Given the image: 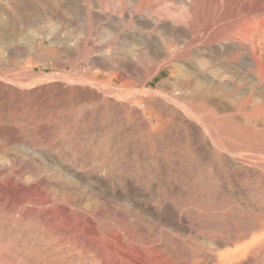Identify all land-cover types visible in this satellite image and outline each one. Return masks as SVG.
Segmentation results:
<instances>
[{
	"label": "bare ground",
	"instance_id": "obj_1",
	"mask_svg": "<svg viewBox=\"0 0 264 264\" xmlns=\"http://www.w3.org/2000/svg\"><path fill=\"white\" fill-rule=\"evenodd\" d=\"M21 1L22 0H20L19 3H21ZM25 1L23 0V2ZM32 1L30 0L31 3H29L28 0V3L31 4V7H33L32 5H34ZM128 1L131 2L133 6H131V8L127 11V13L129 15L137 13L136 18L139 20L138 22H140V24L144 28L149 29L150 32L146 30L148 32L146 33L144 32L145 34H143L141 37L142 43L141 41H140L141 44L139 43L141 46H140V51L139 52L137 51L138 52L137 55L139 58L138 60H136L137 62L134 61L133 63V61H131L130 64L125 63L126 65L124 66V69L114 71L112 75H109L111 76L110 79L106 81V83L104 82V84H106L107 86L106 88L110 91L117 89L116 87L118 86V84L116 82L117 79L115 76H118V78H120L121 80V85H119L118 88H122V87L124 88L125 87L124 85H126L129 90L131 91L133 90L135 92L136 95L135 97L138 99H129L126 96L129 100L119 102V100L111 101L109 100L110 98L103 96L102 97L103 100L101 99L103 105L105 106L109 104V106L111 107L112 105V107L110 108L106 106L109 109L105 107L103 110L101 111L99 110L100 112H97L98 110L97 111L90 110L92 112L89 114V119H92L94 117V114H96V112L98 114L100 113L99 115L103 117V120L104 119L107 120L105 121V124H107L106 122L110 121L111 124L110 127H106V126L104 127L102 125L101 127L94 128L90 124V125H84V126L82 125L77 127H68L70 126L68 125L67 127L63 126L61 129H59L61 131L59 132L63 134L61 136L68 137V139L63 138L62 141L66 142V144L64 145L69 146V148L65 146L67 148L66 151L69 150L67 152L64 149L65 147L59 148L62 151L61 153H59L60 162L63 164H66L65 163L66 161L72 162V164L69 162L70 165L69 163L68 165L71 168L70 170H73L74 172L73 174H75L77 177H75L70 170L68 171L71 172L74 179L75 178L79 179L78 183L74 182V179L71 180V182L73 181L74 183L69 182L70 179L66 180L68 178L67 177L66 179L64 178L57 181L58 184L55 183L50 184L54 180L53 179L54 175L52 176V172H49L50 168L48 166H47L48 168L44 169L42 167L41 159L37 158L40 160L41 165L37 164V162L31 161L32 168L30 169L32 170L29 169L30 172L28 171L29 173H31L29 174L30 178L29 175L26 176L25 174H23L22 180H19L20 182H16V181L12 182V184L14 183V186H10L8 181L5 180L0 181V207L4 205H8L10 203L9 201H13V203H11L12 205L15 204L17 206H24L23 209H25L24 211L25 216L32 218L34 217L33 219H36V223H37L36 225H38L39 228V232L37 234L39 235L37 236V238H39V241L41 240L40 238H44V239L70 238L72 240V243L75 244V246L79 249L80 253L77 251L79 254L82 253L85 255L89 254V256L91 255L92 257L90 258L94 259V261L96 260L98 264H264V162H262V159H264V131L262 130H264V128L262 130L261 128L260 129L258 128L260 125H264V99L262 98L263 99L262 102L258 103V101H256L257 102L256 103L252 100L253 99L252 98L253 96H251L252 93L245 92L243 88H242L243 90H239L238 91L239 96L237 97L238 99H235L237 100V102H235L234 104L235 105L234 113L225 112L227 113L225 114L226 115L225 119L227 120V122L223 121L222 124L226 125L227 131L223 133V131L218 129L223 133L222 137H220L221 134H219L221 132L218 133L215 132L217 133V135L214 137V141L216 143H218L221 139L222 140L227 139L228 141L230 140V143L234 142L237 145L239 144V146H245L246 144L244 143H247L248 141L247 142L244 141L250 139V144L246 146H248L249 152L255 151L257 156H259V159L249 158V161H247L248 159L242 160L241 158L236 156L235 157L227 156L228 157L227 158L221 155V158L218 157L208 158L207 156L204 157L206 159L202 158L201 160V157L200 159L195 156L185 157L184 154L187 152L185 153L183 152V154L181 155V150L179 147L180 144L182 143L177 135L180 134L183 126L180 129L174 125L170 126L169 123L166 122V115L169 112L164 113L165 109L163 110L162 108L166 107L165 106L166 103L165 100L159 95V93L161 94V92L164 90L165 82L163 83L161 81L157 83L156 85L157 89H156L153 85L155 79L165 71L168 74H172L174 70H176V72L177 70H180L181 74L178 73L179 74L178 82L177 83L174 82L176 85L174 83H173L174 85L171 84V86L172 85L173 86H172V90L170 91L172 92V95L179 94V96L181 95L184 98L188 99L189 105L191 104L190 102H192V105L195 104L197 107V109H195L196 107L194 108L196 110V113L199 112L197 110H200V107L205 108V106H207L206 101H208L207 99L208 97H210V96L206 97L205 94L204 96L198 94L199 95L198 96L197 93H207V94L213 93V95L214 94L216 95L217 93L220 94L224 91H227L228 94V92L230 93L232 88L238 87L240 84L236 86L235 83L231 81L232 78H228L231 79L228 80L227 78H225L226 76L223 77V74L221 76L213 75V72L210 69L211 66L209 67L208 65L210 64L209 62L211 61V60L208 61L207 59V52L209 51V47L207 45H204V43H202V41L205 38L203 37V35H206L207 30L202 27L201 23L203 21L200 23L198 17L201 0H180V3H182L183 5L182 7L184 8L182 11L184 10L185 11L183 12L184 15L183 13H180L182 15V18H178L177 20H175L173 16L171 17V15L166 14L167 12H165V10H162L163 9L162 6L166 5L164 1L161 0H128ZM239 1H241L240 4H238ZM15 2H17V0ZM23 2L22 4H24ZM227 3L229 4L227 8L228 15L233 17H238L239 14H241L242 12L245 13V12L261 10L263 13L257 18L254 17L250 18L249 17L250 15L249 16L244 15V17L242 18L243 24H242L241 32L233 33L229 37H226V39L224 37L222 41L221 39L223 37L221 39L217 38L220 40L217 45L218 48L220 50L227 51L226 53L229 52V56L232 59V61L234 60L236 63H241V65L250 64L254 69V73L258 77V81L256 84L258 83L261 84L264 81V12H263L264 0H227ZM173 4L176 3L173 2ZM21 6L19 8H21ZM168 9L167 11L169 12ZM120 10L121 9L119 8V11ZM171 10H173V8ZM38 11H40V9L37 10V12ZM101 11L102 10L100 9L98 10L90 9V8H88V10L86 9V13L91 14V16L97 15L98 17L100 13H103ZM239 29L240 27L238 28V31ZM215 36L216 35L213 36V39ZM215 43H217V41ZM116 45H114V47ZM246 45H249L248 47H250L251 49V52L249 54L246 52L248 49ZM12 46H15V44ZM12 48H13L12 50H10L11 48L9 50H6L7 52L6 57L3 58L2 56H0L2 57V59H0V78L3 79L7 78L4 77L7 74L4 71L5 66L3 65L7 63L10 57H12L13 53L16 52L19 54V47L18 48L12 47ZM211 49L214 50V48L212 47ZM8 54H11V56ZM17 57L18 56H16L15 58ZM10 60L8 61V63L10 62ZM102 60L105 66V70H107V72H110L111 71L110 69L113 66L118 68L117 62L115 61L109 62L108 59L106 60V57L102 58ZM173 62L175 65L173 64ZM9 64L12 63L10 62ZM15 64L16 62L13 65ZM123 64L124 62L122 63V65ZM169 65L172 66L173 68L167 69V66ZM15 69L17 68L15 67ZM131 77L134 79H131ZM7 79H11V77ZM240 79H238V83L242 82V84L244 85L243 83L244 81L240 82ZM166 81L168 80L166 79ZM136 82L138 83V85ZM243 85L241 86L243 87ZM198 86H200L201 88L200 92ZM16 87L17 85L15 84L14 88ZM14 88L11 87L10 89V87L7 86L6 81L4 83V81L0 79V120H3L6 115V119H4V121L5 120L9 121V118L15 119V121H17L16 119H21L24 116L23 114L26 113L27 115L28 111L31 112V117H33V115H35L36 113L37 106L40 105L38 104L36 106L35 98L31 96L30 99L31 101L34 102L32 103L30 102L27 105L24 103L22 104L23 101L19 99V95H18L19 93L13 91ZM167 90L169 91V89ZM108 92L109 91H107V93ZM34 96H36L35 93ZM179 96L177 95L178 98L181 97ZM15 97H17L18 99H15ZM95 97L96 95L92 91H88L84 95V99L89 100L87 102H90L91 99L94 100ZM214 97H220V96L218 95ZM79 98H81V96ZM72 100H74L73 97ZM38 103H40V101ZM133 104H137L139 107H135V106L133 107ZM156 104L158 106L160 104L161 107L163 106L160 109L158 108L161 111L158 110L154 111L155 109L154 110L151 109V106L153 105H155L154 107H157ZM213 105H215V103H213ZM150 109L153 111H151L150 114L147 115L146 113L149 112L148 110ZM217 110L219 111V109ZM214 112L215 111L213 109V113ZM216 113H217L216 115H218L217 111ZM235 113L238 114L239 117L242 118L245 123L243 122L241 123L239 120H237ZM85 114L87 115V113ZM214 115L215 113L213 114L212 117H214ZM174 116H176V118L178 117L177 114ZM181 117H183V115L180 116V118ZM24 118L26 119V117ZM217 119L215 120L213 119L214 121L212 119L211 120L213 121L214 125L220 126L221 121L219 120L217 121ZM27 120H29V117L27 118ZM31 121L33 122V119L30 120V123ZM78 122L80 121L78 120ZM197 126H195V124L194 126L191 124L190 127L192 130L190 129V131H192L195 135L197 134L198 137V134H201L203 127L199 128ZM217 126H215L216 129L218 128ZM200 129L202 130L200 131ZM27 130H31L32 131L31 133H33L34 135L38 133L36 127L31 129L28 128ZM223 130H225V128ZM184 131H187V129H184ZM47 132L49 133L50 130L48 129ZM31 133H29V135ZM46 133L43 135L44 137H46L45 136ZM193 133L192 135H194ZM19 135L18 132L13 128L9 130L8 129L5 130L2 127H0V137L1 139L4 137L3 138L4 141L0 142V154L9 156L11 158V161L12 162L14 161L16 163L15 166L17 168H19L18 166L20 167L21 165L23 166V162L26 161L27 156L25 157V161H23L24 156L22 155L18 156V154L20 153L22 154L23 151L21 152L18 151L19 153L17 152L18 153L17 154L15 152L16 149L13 147L12 149L13 151L11 150L12 152H9L8 146L10 145V143L14 141L16 142V139L19 137ZM80 135L82 136L86 135L89 137V142L87 144L86 142L82 141L86 145H88V146L84 145V147L85 146L87 147L86 154H83L84 153L83 152L84 150H82L83 145L81 146L80 145L81 143L79 144L80 141H78ZM38 137H42V136L39 135ZM204 137H206V134ZM46 138L44 141L42 137V142L41 139L39 138L38 140L36 138L35 141H33L32 139V141L27 142L28 145L26 146L29 149L33 148V150L36 151V148L34 149V147L36 146L38 147L39 145L37 144L41 145L42 143H45L44 145H51L52 144V140H50L51 138L50 139H46ZM60 138L56 140H58L59 142ZM24 140L25 139H22V141ZM201 140L200 141L203 143L204 139L202 138ZM67 142L69 143V145L67 144ZM192 143L194 142H191V145ZM212 143H205L206 147L210 148L209 151L213 149ZM12 146L14 145L12 144ZM19 146L17 150L20 149ZM41 146H43V144ZM51 146L53 147V144ZM52 147L50 148L51 149L54 148V150L50 149L51 150L50 152L57 151L55 150V145L53 148ZM47 148H45V150H47L48 152L49 148L48 149ZM191 148L194 149V146ZM196 148H199V146H197ZM240 148H245V147H240ZM166 149H171L169 150L171 152L167 151ZM154 150H158V151L162 150L164 152L166 150L169 154L167 152L165 153H167L168 156H170V154L171 155L173 154L172 156L174 158L169 159L167 157L168 159L164 160L162 158H158L155 156H149L148 154L151 153L154 154ZM242 151L244 150L242 149ZM71 155L73 156L71 157ZM160 156L162 157V155ZM28 158L29 157H27V159ZM52 161L54 160L52 159ZM55 163L57 164L59 162L57 161ZM55 165L53 164V166ZM7 166L8 165H6V167ZM26 166L28 167V165L26 164L24 168H26ZM56 166L58 168L60 164ZM166 166L167 168L169 167L175 171L178 170L183 171L184 173L183 174H181L182 172L180 173L181 175L179 179H181V181L185 183L187 186L189 185L192 188L189 189L187 187L189 190L187 191L185 190V192L182 193H178L177 191H176L177 193L176 192L171 193V194L176 193V195H171V194L165 195V192H167L168 194V191L161 192L162 188H160V186H155L152 180H154L153 176L155 177V175L158 174L155 171L156 167L160 169ZM46 169L49 172V174H47ZM2 170L4 169L0 165L1 177L2 174H5L3 173L4 171ZM82 170L83 172L80 173L79 171ZM162 170L164 169H161L160 172L162 174L165 173L164 171L162 172ZM18 171L16 172L14 170L13 173L16 172L18 175L20 174L18 173ZM57 171L59 170L57 169ZM154 171L157 174L153 173ZM54 172H56V170ZM70 172L67 173L65 172V173L66 175L69 176ZM54 174H55L54 176L55 178L57 173ZM24 175L26 177H24ZM66 175L64 176L66 177ZM32 176H34V178ZM165 176L168 179L169 178L173 179L174 177H177L176 175L174 176L173 173H171V171L167 172V175ZM48 177H50L51 179H49ZM73 177L71 176V178ZM162 177H164V174L162 175ZM155 179H157V176L155 177ZM165 184H167V180ZM154 187H156V189ZM145 188L146 189L148 188V191L149 190L152 191V193L151 191L150 193H148L149 194L148 198L149 199L151 198V201H148L146 198H144L148 202L146 201L143 203V201L141 202V200H139L138 196H141V198L142 196H147V194L145 193L146 190ZM173 188L176 189V186ZM178 188H180V186ZM158 189H161V191H158ZM179 190L180 189H178V191ZM16 192L20 193L21 195L20 196L17 195ZM168 196L170 197L168 198ZM167 198L171 199L174 202V204L177 205L176 208L178 214L177 217H179V220L182 222L180 223V227H179L176 224L178 221L175 222L178 219L175 220V218L172 217L173 215L172 216L168 215L170 219L173 218V221L175 220L174 222L176 226H178L177 228L174 227L176 233L181 235L189 234L188 237H183V236L179 237L181 235L179 236L178 234L175 235V232L171 233L167 229H164L163 226H165L166 224L161 225L160 222H159L160 224L158 222L157 223L155 222L156 220L154 219L157 218V216L154 215L156 213L155 211L161 209V208L157 209V206H155V202H158L160 204V207H163L164 209V207H168V205L166 204V202H168ZM29 204H33V206L35 205V209L30 208V206H28ZM190 204H193L194 206L189 207ZM216 209L218 210L215 212ZM175 211L173 212L175 213ZM108 213H111L113 215V218L116 217L118 219L120 217V219L119 220L115 219L114 222L111 223L109 220H107L108 218H110L108 216L110 214ZM147 214L148 216H146ZM112 215H110L111 218ZM153 216L156 218H154ZM175 216L176 215H174V217ZM104 217L106 218L103 219ZM25 219L27 220L28 218L25 217ZM121 225L123 226L121 228H124V230L121 229L122 231L119 232L120 230L118 229L120 228ZM172 225L174 226V224ZM112 238L114 239L119 238L121 242L119 243L117 242L118 239L117 240L115 239L116 240L115 241ZM63 242L67 243V241H63ZM54 243H56V241ZM68 243L65 247L69 246ZM60 245L58 246V248H60ZM75 246H73V248ZM33 248L32 250H34ZM70 248L73 249L71 246ZM41 255L42 254L40 252V256ZM137 255L140 257L141 260L138 257L137 260L139 259L140 261L134 262L133 258ZM81 256L83 257V255ZM22 257L24 258V256ZM16 258L18 260V256H16ZM35 259L37 260V258ZM41 259L40 261H42ZM78 259H80V257ZM42 262L40 264H42ZM35 264H37L36 261ZM83 264H86V262H84ZM92 264H94V262H92Z\"/></svg>",
	"mask_w": 264,
	"mask_h": 264
},
{
	"label": "rangeland",
	"instance_id": "obj_2",
	"mask_svg": "<svg viewBox=\"0 0 264 264\" xmlns=\"http://www.w3.org/2000/svg\"><path fill=\"white\" fill-rule=\"evenodd\" d=\"M15 1L16 0H0V56H2L4 58L7 55L6 50H9L10 48H11L10 50H12L13 49L12 47H14V48L19 47V54L15 52L16 54L13 53L12 57H10L11 54H8V55H10L9 57L12 60L11 61L10 59H8V61L10 60V62L12 64H9L10 62L8 63V61H7L8 64L6 63L3 65V66H5V69L4 68L3 69H4L5 73L7 74L4 77H7V78L11 77V79H7V78L6 79L0 78V79L2 81H4V83L6 81L7 86L10 87V89H11V87L14 88L15 84L17 85L18 88L17 87L14 88L13 91H16L17 93H19L18 94L19 99L23 101L22 104L24 103L27 105L30 102L31 103L34 102V101H31V99H30V96H31V97L35 98L36 106L38 104H40V105L37 106L36 113H35V115H33V117H31V112L28 111V114H27L28 116L25 113V114H23L24 116L21 119H16L17 121H15V119H11V118H9V121L8 120L4 121V119H6V115H5V118L3 120H0L1 121L0 127H2L5 130H7V129L9 130V129L13 128L14 130H16L18 132V135L20 134L19 137L16 139V142L14 141V142L10 143V145L8 146L9 152L13 151L12 150L13 147L17 150L18 146L20 145L19 148L21 150L18 149L17 151L15 150V152L17 153L18 151H20V152L23 151L25 154L23 152H22V154L21 153L18 154L19 153L18 152L17 153L18 156L19 155L24 156L23 161H25L26 156L29 157L28 159L26 157V161H28V162L25 161L26 163L23 162V166L21 165V167L24 168L25 165L27 164L28 167L26 166V168L23 169L20 166H18L20 168L19 169L15 166L16 163L14 161L13 162L11 161V158L9 156H5V155L0 154V158H1L0 159V165L4 169V170H2V171H4L3 173H5V174H2V177L0 176V181H3V180L8 181L10 186H14V183L12 184V182H14V181L20 182L19 180H22L23 174H25L26 176L31 174V173H29L30 172L29 169L32 168V165H31L32 164L31 161H32V162H37V164H40V165L42 162V167L44 169L49 167L50 168L49 172H52V176L53 175L55 176L54 173H57L56 177H58V178L55 177L56 178L55 179L53 176L54 180L50 184H53V183L58 184L57 181L64 179V178L66 179L67 177L68 178L66 180L70 179L69 182H71V180L74 179L73 175L75 177H77V176L75 174H73L74 173L73 170H70L71 168L69 165H70V163L72 164L71 161H66L65 162L66 164H63L60 162L59 153H61L62 151L59 148H63L65 146L69 148V146L64 145V144H66V142H63L62 140H63V138L68 139V137L67 136H61L63 134L60 133L61 131L59 129H61L63 126L67 127L68 125H70L68 127H77V126H82V125L84 126V125H90V124L94 128L101 127L102 125L104 127L105 126L110 127V125H111L110 121L106 122L107 124H105V121H107V120H105V119L103 120V117H101L99 115L100 113L99 114L97 113V112H100L101 110H103L106 106L110 107L109 104L105 105V106L103 105V102L101 101V99L103 100L102 97L103 96L108 97V98H110L109 100H111V101H113V100L118 101L119 100V102L129 100V99H138L135 97L136 96L135 92L133 90L132 91L129 90L126 85H124L125 86L124 88L123 87L118 88V86L121 85V80H120V78H118V76H115L117 79L116 82L118 84V86L116 87L117 89H115V90H112V91L108 90L106 88L107 86H106V84H104V82L106 83V81H108L110 79L111 76H109V75H112L114 71L123 70L124 66L126 64H128V63L130 64L131 61H133V63H134V61L139 59L137 54L140 51V46H141L140 44L142 43L141 37L146 32H148V31L150 32V30L144 28L140 24V22H138L139 20L136 18L137 13L130 14V15L127 13V11L131 8V6H133V4L131 2H129L128 0H33V1L31 0L34 4V5H32L33 7H31V4H29V3H31L30 0H29V3H28V0H26L27 2L24 0L26 3L23 2V0L21 1V3H19L20 0H17V2H15ZM161 1H164L166 3V5L162 6V8H163L162 10H165V12H167L166 14L171 15V17L173 16V18H175V20H177L178 18H182V15L180 13H183L185 10L182 11L184 8L182 7L183 5H182V3H180V0H161ZM22 2L24 4H22ZM47 2H48V4H47ZM78 2H80V3H78ZM173 2L176 4H173ZM240 3H241V1L238 2V4H240ZM28 4H29V7H28ZM228 5L229 4L227 3V0H224V1L223 0H218V1L217 0H201L200 6H199L198 17H199L200 23L203 21L201 23L202 27L207 30L206 35H203V37H205V38L202 41V43H204V45H207L209 47V51L207 52V59H208V61L211 60L209 62L210 64H208V65H209V67L211 66L210 69L212 70L213 75H218V76L220 75L221 76L223 74V77L226 76L225 78H227V79L232 78V80L231 79H228V80L233 81L236 86L239 84L240 85L238 87L232 88L230 93L228 92V94H227V91H224L220 94L217 93L216 95L215 94L213 95V93H210V94L197 93V95L199 94L201 96H204V94H205L206 97H208V96H210V97H208V99L206 98L208 100V101H206L207 106H205V108L200 107V110H197L199 112L196 113L195 109H197V107L194 103L193 104L195 106L192 105V102H190V100H189V102L191 103L189 105L188 99H186L180 95L182 97L181 98L179 96V94H175L176 96L172 95V92L170 91V90H172V86L178 82L179 74H181L180 70H177V72H176V70H174L172 72V74H168L165 71L162 74H160L155 79V81L153 82V85L156 89H157V86H156L157 83H159L161 81L163 83L165 82L164 83L165 87H164V90L162 91L163 93L161 92V94L159 93V95H160V97H162L165 100V103H166L165 106L166 107L162 108L163 106L161 107L160 104H159V106L156 104L157 107H154L155 105H153V106H151V109H153V110L155 109L154 111H157V110L161 111V110H159L160 108H162L163 110L165 109L164 113L165 112L170 113V115H169V113H167V115H166V122H168L170 126L174 125L180 129L183 126L182 131L177 136L182 143V144H180V147H179L181 150V155L183 154V152L184 153L187 152L184 154L185 157L195 156L199 159L201 157V160H202V158L206 159L204 157H207V156H208V158H210V157L221 158V155H223L225 157H227V156L228 157H232V156L235 157L236 156V157L241 158L242 160L248 159L247 161H249V158L250 159H259V156H257L256 152L255 151L249 152L248 146H246V145L250 144V139H247V140L245 139L246 141H244V142L248 141L247 143H244V144H246L245 146H239V144L237 145L234 142L230 143V140L228 141L227 139H223V140L221 139L222 141L220 140L218 143H216L214 141V137L217 135L218 132L223 131V133H225L227 131L226 125L222 124V123H223V121L227 122V120L225 119L226 118L225 114L234 113V108H235L234 104H235V102H237V100H235V99H238L237 97L239 96V94H238L239 90L244 89L245 92L252 93L251 96H253L252 100L254 102L258 101V103H259V102H262L264 99V92H263L264 91V83H263L264 81L261 84L260 83L256 84L258 81V77L254 73L253 67L250 64H242L241 65V63H236L234 60L232 61V59L229 56V52L226 53L227 51L220 50L217 46L218 42L220 41L219 39H221L222 37L223 38L221 39V41L224 39V37L226 39V37H229L233 33L241 32V28H242V24H243L242 18L244 17V15L245 16L250 15L249 16L250 18L251 17L257 18L260 15H262L263 13L261 10L260 11L245 12V13L242 12L241 14H239L238 17H233V16L228 15V9H227ZM20 6H21L22 10L24 9L23 11L21 10V8H19ZM171 7L173 8V10H171L172 9ZM28 8H29V10H28ZM36 8H37V10L40 9V11H38L39 14H38ZM88 8L97 9V10L100 9V10H102L101 12H103V13H100L99 17L97 15L91 16V14L86 13V9L88 10ZM119 8L121 9L120 11H119ZM123 8H124V10H123ZM167 9L169 10V12L167 11ZM69 10H70V12H69ZM175 10H176V12H175ZM82 11H83V13H82ZM263 12H264V10H263ZM21 15H22V17H21ZM183 15H184V13H183ZM120 19L123 21H121ZM238 26L240 27L239 31H238V28H239ZM146 30H148V31H146ZM214 35H216V36L213 39ZM105 37H108V38H105ZM217 38H219V39H217ZM215 40L217 41V43H215L216 42ZM17 41L18 42L21 41V42L18 43ZM140 41H141V43H140ZM52 42H54V43H52ZM14 44H15V46H12ZM20 44H21V46H20ZM22 44H23V46H22ZM210 44L211 45L213 44L214 46L213 45L211 46ZM114 45H116V46L114 47ZM246 46L248 47L249 45H246ZM86 47H87V50H86ZM211 47L214 48V50L211 49ZM108 49H109V51H108ZM249 49H250V47H248V49L246 51L248 54L251 52V49L250 50ZM100 51H101V53H100ZM104 51H106V52H104ZM1 54H3L4 56ZM22 54H24V55H22ZM220 54H222V55H220ZM16 56H18L17 57L18 59L15 58ZM109 56H110V58H109ZM227 56H228V58H227ZM2 57H0V59H2ZM104 57H106V60L108 59L109 62L110 61L117 62L118 68L113 66L110 69L111 71L107 72V70H105V66H104L103 60H102V58H104ZM13 60H15V61H13ZM95 60H96V62H95ZM15 62H16V64L13 65ZM123 62H124V64L122 65ZM173 64H174V62H173ZM10 65H12V66H10ZM15 67L17 69H15ZM172 68L173 67L170 65L167 66V69H172ZM240 78H243V79H240ZM244 78H246V79H244ZM131 79H134V78L131 77ZM166 79L168 81H166ZM238 79H240V82L244 81L243 83L246 86H244L242 84V82L238 83ZM10 80H12V81H10ZM19 80L22 82H20ZM14 82H16V83H14ZM10 84H12V85H10ZM171 84H173V85L171 86ZM137 85H138V83H137ZM241 85H243V87ZM258 85H260L262 87H260ZM19 87H21V88H19ZM198 87H199V92H200L201 88H200V86H198ZM251 87H253V88H251ZM16 89H18V90H16ZM167 89H169V91ZM29 91H30V93H29ZM88 91H92L96 95L94 100L91 99L90 102H87L89 100L84 99V95ZM107 91H109V92L107 93ZM20 92H21V95H20ZM23 92H24V94H23ZM34 93L36 96H34ZM22 95H24V96H22ZM177 95L180 98H178ZM218 95L220 97H214V96H218ZM80 96H81V98H79ZM172 96H174L175 98ZM72 97L74 100H72ZM176 97H177V99H176ZM26 98H27V100H26ZM38 98H39V100H38ZM15 99H18V98L15 97ZM75 99L76 100L78 99V100L76 101ZM39 101H40V103H38ZM213 103H215V105H213ZM134 106L139 107L137 104H133V107ZM108 107H106V108L109 109ZM111 107H112V105H111ZM213 107H215V108H213ZM72 109H74V110H72ZM151 109L148 110L149 112L146 113L147 115H149L150 112L153 111ZM213 109L215 111L214 112L215 118L212 117L214 114ZM217 109H219L220 113ZM7 110H8V108H7ZM90 110H94V111L98 110L96 112V114H94V117L92 119H89V114L92 112ZM172 110H173V112H172ZM216 111L218 112V115H216L217 114ZM225 112H227V113H225ZM85 113H87L88 116ZM176 114H177V116L179 114L180 115L176 118V116H174ZM36 115H37V117H36ZM70 115L71 116L73 115V116L71 117ZM182 115H183V117H181L182 118L181 119L180 116H182ZM223 115H225V116H223ZM83 116H85V117H83ZM235 116H236L237 120H239L241 123L242 122L245 123L244 120L242 118H240L238 114H236ZM24 117H26V119ZM28 117H29V120H27ZM31 118L33 119V122L31 121V123H33V124L30 123V120H32ZM85 118H87V119H85ZM211 119L212 120L217 119V121L218 120L221 121V125L220 126L214 125V123H213L214 120L212 121ZM10 120H11V122H10ZM24 120H25V122H24ZM34 120H36V121H34ZM78 120L80 122H78ZM87 121H88V123H87ZM99 121H101L102 123ZM187 122H189V123H187ZM191 124L193 126H194V124H195V126H197V124H198L197 127H199V128L203 127L202 128L203 130L200 129V131L201 130L202 131H201V134H198V137H197V134L195 135L192 131H190V129H191L190 125ZM35 125H37V126H35ZM33 126L37 128L38 133L40 132L39 134L37 133L34 135L33 133H31L32 132L31 130H27L28 128L29 129L34 128ZM215 126H217L218 128L216 129ZM213 127L215 130L213 129ZM224 128H225V130H223ZM258 128L259 129L261 128V130H262L264 128V125H260ZM39 129H40V131H39ZM48 129L50 130L49 133L47 132ZM184 129H187V131H184ZM218 129L221 131H219ZM28 131H29V133H31L30 135H29ZM262 131H264V130H262ZM19 132H21L22 135ZM186 132L189 134H187ZM215 132H217V133H215ZM26 133H28V134H26ZM45 133H46L45 136L47 138L43 136ZM192 133L194 135H192ZM223 133L222 132L219 133V134H221L220 137H222ZM205 134H206V137H204ZM39 135L43 137L44 141H45V138L46 139L51 138L50 140H52L53 147L55 145V150H57V151H53L54 153L50 152L51 150H54V148L51 146L52 144L51 145H44L45 143H42L43 146H41L42 144L41 145L37 144L39 146L34 147V149L36 148V151L33 150V148L29 149L26 145H28L27 142L32 141V139H33V141H35L36 138H37V140L39 138V139H41V142H42V137H38ZM51 135H54V136H51ZM183 135L184 136L186 135L187 137L186 136L184 137ZM224 135H226V134H224ZM29 136H32V137H29ZM81 136L82 135L79 136L78 141H80L79 144L81 143L80 144L81 146L83 145V149H82V150H84L83 154H86L87 153L86 152V149H87L86 146H88L86 144L89 142V137L86 135H83V136L84 137L86 136L87 138L86 137L84 138L83 136L82 137ZM188 137H189L190 141L188 140ZM3 138L1 139V137H0V142L4 141ZM59 138H60V140L58 142V140H56V139H59ZM202 138L205 140V141L203 140V143L204 142L205 143H212L213 142L212 143L213 149L211 151H209L210 148L209 147L207 148L205 143L203 144L201 142ZM22 139H25V140L22 141ZM53 139H54L55 143H54ZM66 139H64V140H66ZM191 139H192V141H191ZM82 141L86 142V144ZM199 141H200V143H199ZM224 141H225V143H224ZM23 142H24V144H23ZM191 142H194V143H192V145H191ZM221 143H222V145H221ZM12 144L14 146H12ZM57 144H59V145H57ZM67 144L69 145L68 142H67ZM84 145H86V146L84 147ZM196 145L199 146V148H196L197 147ZM44 146H46V147H44ZM183 146H185V147H183ZM193 146H194V149L191 148ZM40 147H41L42 151L40 150ZM50 147H52L53 149H51ZM57 147L60 150V152L57 149ZM66 147L64 148L65 151L67 149ZM201 147H203V148H201ZM240 147H245V148H240ZM45 148H47L49 151L47 152V150H45ZM22 149H24V150H22ZM242 149L244 151H242ZM166 150L169 151L171 149H166ZM166 150H165V152H167ZM67 151H69V150H67ZM39 152H41L42 154ZM45 152H47V153H45ZM165 152L162 150L161 151L160 150L159 151L154 150V154L151 153L148 155L149 156H155L158 158H162L164 160H166L168 158L169 159L174 158L172 156L173 154L172 155L170 154V156H168L169 153L167 152L168 153L167 154ZM169 152H171V151H169ZM43 153H45L47 156ZM242 153H243V155H242ZM160 155H162V157ZM37 156H39V157H37ZM72 156L73 155H71V157ZM37 158L41 159V162ZM52 159L54 161H52ZM8 161H9V163H8ZM57 161L59 163L56 164L55 162H57ZM262 162H264V159H262ZM52 163L54 165L60 164V166H58V168H57V166L56 165H55L56 167L53 166ZM68 163H69V165H68ZM6 165H8V166L6 167ZM63 167H64V169H63ZM165 168H167V166L162 167L160 169L158 167H156L155 171L158 174L155 171L153 172V173L157 174V175H155V174L154 175H155V177L157 176V179H159V180H157L153 176V179L155 180V181L152 180L153 184H155V186H160V188H162V191H161V189H158V191H161V192L168 191V194H167V192H165V195H169V194L174 193L176 191L178 193H182V192H185V190L187 191L190 188H192L189 185L187 186L185 183H183L181 181V179H179L180 175L184 173L183 171H181V170L175 171L169 167L167 168L168 170ZM18 169L20 172L18 171ZM52 169L54 171L56 170V172H54ZM57 169L60 172L57 171ZM161 169H164V170H162V172L164 171L166 173V174L163 173L164 177H162L163 174L160 172ZM14 170L16 172L18 171V173H20V174L22 173V174L17 175L16 172L13 173ZM30 170H32V169H30ZM68 170H70L73 175ZM170 171H171V173H173L174 176L176 175L178 178L177 177H174L173 179L172 178H169V179L166 178L165 175H167V172H170ZM46 172H47V174H49L47 169H46ZM58 172H59V174H58ZM65 172L66 173L70 172V174L68 173L70 177L68 175H66ZM79 172L82 173L83 170L79 171ZM177 172H178V175H177ZM160 174H162V175H160ZM25 175H24V177H26ZM64 175H66V177ZM71 176L73 178H71ZM12 177H13V179H12ZM32 177L34 178V176H32ZM15 178H17V179H15ZM29 178H30V175H29ZM48 178L51 179L50 177H48ZM161 178L162 179L164 178L165 180L164 179L162 180ZM160 180H162V181H160ZM166 180H167V184H165ZM163 181H164V183H163ZM173 181H174V183H173ZM74 182L78 183L79 179L75 178ZM74 182L72 181L71 183H74ZM182 183H183V185H182ZM175 186H176V189L180 186V188H178V189H180L179 190L180 192L178 191V189L176 190L175 188H173ZM154 188L156 189V187H154ZM150 191L151 190L148 191V188H147L145 190V193L147 194V196H142V198H141V196H138L139 200H141V202L143 201V203L146 202L147 200L151 201V198L150 199L148 198V195H149L148 193H150ZM151 193H152V191H151ZM176 193L171 194V195H176ZM16 194L19 196L21 195L18 192H16ZM170 196H168V198ZM144 198H146L147 200ZM168 198H167L168 202H166L168 207H164V209H163V207H160V204L158 202H155V206H157V209L158 208H161V209L160 210L156 209L157 210V211H155L156 213L154 212L155 213L154 215L157 216V218H159V219H157L154 216L153 217L156 218V219H154V220H156L155 221L156 223L160 222L161 225L166 224L165 226H163V228L167 229L171 233L175 232V235H177L178 233H176L175 228H177L178 226L180 227V223H182V222L179 220V217H177L178 216L177 210H176L177 205H175L174 202ZM9 202L10 203L8 205L1 206L2 208L0 207V222H1L0 225H2V226H0V253H1L0 254V264H22V262H23V264H29V263L35 264V261L37 264L38 263L40 264L42 261H43L42 264H60V263L61 264H71V263L77 264L78 261L80 264H83L84 262H86V264H92V262H94V264H98L96 260L94 261V259L90 258V257H92L91 255L89 256V254L85 255L82 253L79 254L80 253L79 249L75 246V244L72 243V240L70 238L69 239L68 238L67 239L66 238L65 239L64 238H62V239L61 238H54V239L53 238H45V239L40 238L41 239L40 240L41 242H40L39 238H37V236H39V235H37L39 232V228H38V225H36L37 224L36 219H33L34 217L32 218V217L25 216V213H24L25 209H23L24 206H17L15 204L12 205L11 203H13V201H9ZM28 206H30V208H32V209H35V205L33 206V204H29ZM174 206H175V208H174ZM191 206H194V205L190 204L189 207H191ZM217 210L218 209H216L215 212ZM173 211H175V213ZM111 213H108V214L112 215ZM110 215H108L110 218L107 217L108 218L107 220H109L112 223L117 218L116 217L113 218V215L111 218ZM168 215L169 216L173 215L172 217L175 218V220L178 219L176 221L174 220L175 222L178 221L176 223L178 226H176L175 222L173 221V218L170 219V217ZM174 215H176V216L174 217ZM146 216H148V214ZM25 217L28 218L29 220L28 219L26 220ZM105 218L106 217H104L103 219H105ZM119 219H120V217L117 220H119ZM168 223H169V225H168ZM171 223L174 224V226ZM121 227H123V226L121 225L120 228L118 226L119 229L117 228L118 230H120L119 232L124 230V228H121ZM33 229H34V231H33ZM179 235H181V234H178V236ZM182 236L188 237L189 234L181 235L179 237H182ZM112 239H114V238H112ZM115 239L116 240L118 239L117 242H119V243L121 242V240L119 238H115ZM145 239H147V238H145ZM55 241H56V243H54ZM63 241H67V243L70 241L68 243L69 246L65 247L67 245V243L63 242ZM42 242H44L46 244V246ZM56 244H58V245H56ZM35 245H37V246H35ZM59 245H60V248H62V249L58 248ZM27 246H28V248H27ZM70 246L72 248H73V246H75V247L73 249H71ZM36 247H38V248H36ZM51 247H52V249H51ZM32 248L34 250H32ZM54 248H57V249H54ZM65 248H67V249L70 248V249L67 250ZM75 249H76V251H75ZM39 250H41V251H39ZM31 251H32V253H31ZM34 252H36V253H34ZM40 252L43 256L42 255L40 256ZM71 252H72V254H71ZM21 253H22V255H21ZM60 253H61V255H60ZM81 255H83V257ZM16 256H18V260H17ZM22 256H24V258ZM54 256H56V257H54ZM75 256L78 258L80 257V259L76 258ZM87 256H88V258H87ZM34 257L37 258V260ZM62 257L65 259H63ZM135 257L133 258L134 262H138L141 260L138 255ZM138 257L140 260L139 259L137 260ZM22 258H23V261H22ZM74 258H75V260H74ZM40 259L42 261H40ZM13 260H14V262H13ZM80 260H81V262H80ZM88 260H89V262L90 261L91 262L89 263ZM26 261L29 263H27ZM74 262H77V263H74Z\"/></svg>",
	"mask_w": 264,
	"mask_h": 264
}]
</instances>
